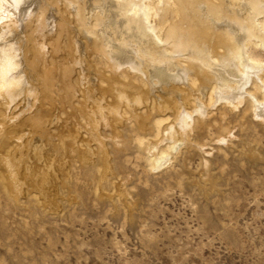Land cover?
Here are the masks:
<instances>
[{"label":"bare ground","instance_id":"obj_1","mask_svg":"<svg viewBox=\"0 0 264 264\" xmlns=\"http://www.w3.org/2000/svg\"><path fill=\"white\" fill-rule=\"evenodd\" d=\"M0 109L9 192L45 204L72 161L111 180L107 141L153 170L228 144L229 117L264 122V0H0Z\"/></svg>","mask_w":264,"mask_h":264},{"label":"rangeland","instance_id":"obj_2","mask_svg":"<svg viewBox=\"0 0 264 264\" xmlns=\"http://www.w3.org/2000/svg\"><path fill=\"white\" fill-rule=\"evenodd\" d=\"M226 122L230 143L209 130L158 170L136 141H107L111 180L97 161H72L46 204L13 198L0 164V264H264V122L250 112ZM13 144L0 133V154Z\"/></svg>","mask_w":264,"mask_h":264},{"label":"snow or ice","instance_id":"obj_3","mask_svg":"<svg viewBox=\"0 0 264 264\" xmlns=\"http://www.w3.org/2000/svg\"><path fill=\"white\" fill-rule=\"evenodd\" d=\"M25 2H26V0H25ZM221 143H223V141H221Z\"/></svg>","mask_w":264,"mask_h":264}]
</instances>
